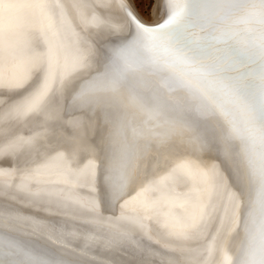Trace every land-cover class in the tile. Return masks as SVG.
Returning a JSON list of instances; mask_svg holds the SVG:
<instances>
[{"label":"snow or ice","instance_id":"6c2138e0","mask_svg":"<svg viewBox=\"0 0 264 264\" xmlns=\"http://www.w3.org/2000/svg\"><path fill=\"white\" fill-rule=\"evenodd\" d=\"M21 7L45 5H0L5 17ZM121 8L128 32L112 40L107 38L115 33L102 29L105 43L88 70L63 84L57 99L87 117L83 135L100 129L90 152L99 161L98 179L92 168L99 201L114 209L134 199L161 174L163 158H194L202 169L219 163L231 171L233 188L210 249L217 254L213 264H264V0H204L198 8L188 0H165L166 18L155 26L140 18L141 0H122ZM59 114L58 106L57 119ZM32 141H25L14 163L0 162L16 173L4 188L19 187L30 203L73 199L50 186L66 179L27 175L37 162ZM206 208L194 206L191 224L164 226L183 233ZM132 239L99 228L57 232L13 203L0 204V264H181L179 257Z\"/></svg>","mask_w":264,"mask_h":264},{"label":"bare ground","instance_id":"6f19581e","mask_svg":"<svg viewBox=\"0 0 264 264\" xmlns=\"http://www.w3.org/2000/svg\"><path fill=\"white\" fill-rule=\"evenodd\" d=\"M49 1L57 6L64 4L65 13L73 16L79 13L78 20L84 27V36H87V39H92L91 33L95 32L105 41L106 37L101 31L104 28L115 33L114 36L107 38L112 40L128 32V20L123 9L118 5L110 4L109 0H94V3L91 1L92 5L90 4L91 6L87 8L81 4L84 0ZM48 2L47 5H49ZM123 2L127 3L128 0ZM9 3L45 5L43 0H0V5ZM79 3L81 7L78 9ZM202 4L203 0H193L191 7L198 8ZM44 9L45 7H21L13 9L11 15L7 17L4 16L3 9H0V162L14 163L27 146L25 141L33 138L31 147L36 153L34 159L37 162L27 175L31 177L41 172L44 174L43 178L47 180L66 179L67 183L61 182L50 186L63 189L65 193H70L73 199L57 203L48 202V199L44 198L38 203H30L31 198L19 187L15 190L4 188L5 179L14 181L16 173L14 167L0 163V204L13 203L35 218L50 222L57 232L63 230L66 233H84L96 231L97 228L106 229L109 232H124L132 236L130 243L151 244L154 248L168 252L171 256L179 257L181 264H213L217 254L214 250L210 252V249H213L218 239L217 230L225 218L230 197L227 194L224 198H217L215 193L218 185L229 182L231 171H226L224 165L219 163L214 168L210 166L202 169L194 158L184 159L181 155L163 158L157 168L161 174L152 176L134 199L114 209L105 207L99 201L98 186L95 191L92 186V168L96 165L98 179L99 161L94 160L90 152L99 143L100 129L98 127L95 134L88 132L87 135H83L80 130L87 121V117L79 111H68L66 103L57 105L62 83L66 80L65 74L62 75L57 71L50 73L52 76L51 79L48 78L50 81L41 90L27 93L23 89L27 82L33 81L32 79L36 83L42 72V66L46 64L51 69L52 65H56L55 63L67 51L70 34L75 31L69 29L63 32L61 29L63 36L58 49L48 45V48L52 50H49V55L42 57L43 62L37 65L35 50L32 52L25 46L34 42L35 39L32 38L41 26V15ZM63 9L64 7L60 10ZM58 16L57 14L56 17ZM154 18L156 23L165 20V0H157ZM87 21L91 26L87 25L90 30L85 27ZM5 30L11 32L12 37L17 41L14 42L10 38L12 42L7 43L9 39L6 40L5 34L8 32ZM3 31L6 33L4 34ZM42 41L44 43V39ZM64 42L67 44L65 45ZM33 46L31 49H35ZM28 50L32 54L25 56V52L29 53ZM70 50L69 48L68 53ZM53 52L56 53L54 59L51 55ZM56 83H58L57 86H55ZM52 87L57 90V93L48 92ZM40 93H47L50 96L44 102L39 97L43 95ZM58 106L60 114L57 119ZM46 112L47 117H45ZM32 187L35 188L36 185L33 184ZM14 197L16 199H13ZM94 198L95 207L92 208ZM21 200L24 202L20 203ZM202 203H206L207 208L194 227L183 233H180L177 228L178 234H173L172 228L164 226L166 222L177 225L191 224L194 206ZM92 217L98 221L97 225L86 223ZM97 234L103 235L104 232L100 231Z\"/></svg>","mask_w":264,"mask_h":264},{"label":"rangeland","instance_id":"374dc122","mask_svg":"<svg viewBox=\"0 0 264 264\" xmlns=\"http://www.w3.org/2000/svg\"><path fill=\"white\" fill-rule=\"evenodd\" d=\"M43 1L45 2V5L47 7L45 6V9L43 10L42 15H41L42 23L40 25L42 27L39 26L40 29L38 28V31L36 32V34L34 36L35 38L34 37L32 38V39H35L34 42L33 43L31 42L30 44H28L29 46L28 45L25 46L28 49L30 48V51H32V52H33V50H35L34 52H36V57H37L36 58V61H37L36 64L37 65H40L39 62H43V60L41 59L42 57H46L47 55H49V53H50L49 50L50 49L48 48V45L51 46L53 49H58V46L60 45L59 42L61 41L60 39L63 36L62 33L65 30H69V29L70 30L73 29L75 31L72 34H70V36H69V39L70 40L68 41V44L66 42H64L65 45L67 44V46H66L67 51H65L64 55L59 58V60L57 61V63H55L56 65H52V67L50 66L51 67V69H50V68H48V65L45 64L44 67L43 66L41 67L42 68V72L40 73V75H39L36 83H35L34 79H32L33 81L30 80L26 84L24 83L25 86H26L25 87L26 89L25 88H23V89L27 93H30L33 90H41L45 85H47V82L50 81V79L52 77L51 74L52 73H55V71H57V73H59V72L62 73V75H64V74L66 75V76L64 75V77H65L66 80L62 84H66L73 77L80 76L81 75L80 73H82V72L84 73V71H87L88 70V68H87L88 67V64H90V62L92 61V59H94L98 47L102 46L105 43V41L99 35L95 39L92 37V35H91V38L92 39H87V36H84L85 35L84 27L80 24V22L78 20L79 19L78 18L79 17V13H75V15L73 16V15H70L68 13H65L66 6L64 4H61L60 3L62 6L61 5L57 6L55 4H51L49 0H43ZM91 1L94 3V0H84V1H82L83 3L81 2V4H83V6L85 8H87V6H91L92 5L91 4ZM109 1H110V4H112V5L113 4L114 5H118V7H121L122 0L121 1L120 0H109ZM111 1H112V3H111ZM47 2L49 3V5H47ZM84 2H86V3H84ZM203 2H204V0H203ZM188 3L190 5V7H191L192 4H193V0H188ZM81 4L80 3L78 4V9H79V7H81ZM156 4H157V0H141V18L143 17L142 20L143 21L146 20L147 23L150 24V26H152L154 23H156L155 20H154L155 19L154 18V9L156 7ZM63 7H64V9L63 10H60ZM121 11H122V9H121ZM57 14L59 15L58 17H56ZM56 18H58L57 19L58 21L56 20ZM147 19H150V20H147ZM163 21H161V22H163ZM57 22H59V24ZM161 22H159V23H161ZM85 23H86L85 24V27H87L90 30V27L91 26H90L89 22L87 21ZM159 23H156L154 25H158ZM87 25L90 26V27H88ZM61 29H62L63 32L61 31ZM5 31L8 32V33H6ZM5 31H3V32H4V34L6 33L5 34L6 36L4 35L5 37H7L6 40L9 39L7 41V43L12 42V41H10L11 40L10 38H12V40L14 42L17 41V39H14L12 37L11 32H9L8 30H5ZM32 32H34V31H32ZM39 34H40V36H39ZM41 37H43V38H41ZM49 37H50V39H49ZM43 39H44V43L42 41ZM48 39L50 40L49 42H48ZM46 41L48 43H51V44L46 43ZM52 41H54V42H52ZM97 41L99 43H97ZM88 42H91V43H88ZM30 45H31V47H30ZM32 45H34L33 48L35 47V49H31L32 48ZM89 45H91V46L89 47ZM75 47H76V49H75ZM69 48L71 49L69 51L70 55L68 53V49ZM43 50H46V51H43ZM25 51L27 52V49ZM30 51L28 50L29 53H26L25 52V56H26V54H30V53L32 54V52H30ZM39 52H40V54H39ZM67 57H68V59H67ZM69 58H71V59H69ZM77 58H78V61H76ZM80 62H81L82 65H84L85 63L86 64L84 66H82L80 64ZM65 66H66V71L64 70L65 69ZM83 67L86 68L87 70L84 69ZM80 68H82V69L79 70ZM73 69H76V70H73ZM51 70L52 71L54 70V71L52 72ZM78 71H79V73H77ZM74 72H76V73L73 75ZM48 78H50V79H48ZM33 83H34V85H33ZM57 84L58 83H56L55 86H57ZM50 90L51 91H48L49 93H51V92H53L54 94L57 93V90H55L53 87ZM40 94L41 95L43 94L42 96H45L46 95L45 96L46 98L45 97H42V96H39L42 99L44 98L43 100L41 99V101H44V102L50 96L47 93L46 94L45 93H40ZM229 179H230L229 182L227 181L225 184H223V185L220 184V185L217 186V191L215 193V195H216L215 197H217V198L223 197L224 198L225 195H227V194L230 195L231 194V191H232V188H233V176H232V174H229Z\"/></svg>","mask_w":264,"mask_h":264},{"label":"water","instance_id":"95a60500","mask_svg":"<svg viewBox=\"0 0 264 264\" xmlns=\"http://www.w3.org/2000/svg\"><path fill=\"white\" fill-rule=\"evenodd\" d=\"M161 23H163V22H161ZM160 24V23H159ZM152 26H155V25H152Z\"/></svg>","mask_w":264,"mask_h":264}]
</instances>
